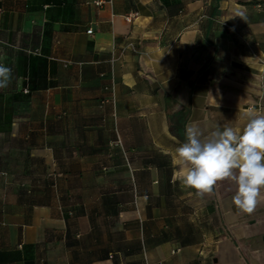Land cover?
Returning a JSON list of instances; mask_svg holds the SVG:
<instances>
[{
    "label": "crops",
    "instance_id": "0c3cea01",
    "mask_svg": "<svg viewBox=\"0 0 264 264\" xmlns=\"http://www.w3.org/2000/svg\"><path fill=\"white\" fill-rule=\"evenodd\" d=\"M94 1L0 0V264H264V190L173 158L264 115V0Z\"/></svg>",
    "mask_w": 264,
    "mask_h": 264
},
{
    "label": "clouds",
    "instance_id": "9594fccd",
    "mask_svg": "<svg viewBox=\"0 0 264 264\" xmlns=\"http://www.w3.org/2000/svg\"><path fill=\"white\" fill-rule=\"evenodd\" d=\"M11 77V69L0 65V89L8 87ZM185 137L173 153L185 169L181 186L203 195L212 193L218 182L229 180L236 185L232 197L236 209L253 213L264 190V115L247 113L242 129L216 128L207 137L197 126H187Z\"/></svg>",
    "mask_w": 264,
    "mask_h": 264
},
{
    "label": "built area",
    "instance_id": "2783aa9c",
    "mask_svg": "<svg viewBox=\"0 0 264 264\" xmlns=\"http://www.w3.org/2000/svg\"><path fill=\"white\" fill-rule=\"evenodd\" d=\"M112 2V0H95L94 1V4L97 6V7H101L103 4H105V3H111ZM87 33H92V29L91 28H89L88 30H87ZM259 61L261 62V64L263 65V67H264V60L262 59V58H260L259 59ZM145 264H148V262H146Z\"/></svg>",
    "mask_w": 264,
    "mask_h": 264
}]
</instances>
